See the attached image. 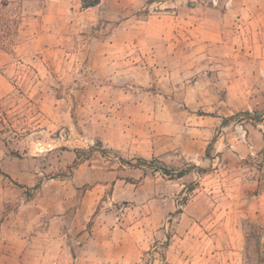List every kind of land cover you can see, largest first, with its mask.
Masks as SVG:
<instances>
[{
	"label": "rangeland",
	"instance_id": "obj_1",
	"mask_svg": "<svg viewBox=\"0 0 264 264\" xmlns=\"http://www.w3.org/2000/svg\"><path fill=\"white\" fill-rule=\"evenodd\" d=\"M233 2L0 0V264H264V53L218 36Z\"/></svg>",
	"mask_w": 264,
	"mask_h": 264
},
{
	"label": "crops",
	"instance_id": "obj_2",
	"mask_svg": "<svg viewBox=\"0 0 264 264\" xmlns=\"http://www.w3.org/2000/svg\"><path fill=\"white\" fill-rule=\"evenodd\" d=\"M213 11L218 13V29H220L218 36L221 37V27L226 23L231 25L239 22L241 23L240 28L244 26V28L253 29L250 31V35L254 37V46L258 48V51L264 53V0H234L227 10L218 8V10ZM220 42L223 43L222 39H220ZM254 52L255 50L252 54ZM254 58L260 59L258 62L264 63V55L254 54ZM262 72L264 74V70ZM232 82L231 80L229 88L233 87ZM62 220L65 221V219Z\"/></svg>",
	"mask_w": 264,
	"mask_h": 264
},
{
	"label": "trees",
	"instance_id": "obj_3",
	"mask_svg": "<svg viewBox=\"0 0 264 264\" xmlns=\"http://www.w3.org/2000/svg\"><path fill=\"white\" fill-rule=\"evenodd\" d=\"M101 0H80V3H81V7L83 9H87V8H91V7H95L97 6L99 3H100ZM141 161L143 163L139 164V165H147L148 167H151L152 164L150 163L151 161H146V160H143L141 159ZM127 162V161H125ZM163 170H166V169H163ZM0 174H2L3 176L7 177L10 179V177L2 172H0ZM186 174V171L185 170H182V171H178L175 173L174 176L176 177H182L183 175Z\"/></svg>",
	"mask_w": 264,
	"mask_h": 264
},
{
	"label": "built area",
	"instance_id": "obj_4",
	"mask_svg": "<svg viewBox=\"0 0 264 264\" xmlns=\"http://www.w3.org/2000/svg\"><path fill=\"white\" fill-rule=\"evenodd\" d=\"M215 3V2H214Z\"/></svg>",
	"mask_w": 264,
	"mask_h": 264
}]
</instances>
